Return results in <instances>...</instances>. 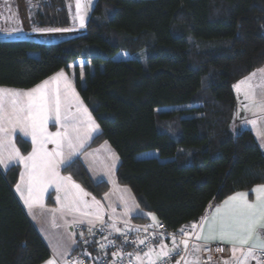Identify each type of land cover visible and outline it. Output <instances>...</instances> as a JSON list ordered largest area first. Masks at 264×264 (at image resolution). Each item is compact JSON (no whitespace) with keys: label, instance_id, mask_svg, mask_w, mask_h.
I'll return each mask as SVG.
<instances>
[{"label":"trees","instance_id":"trees-1","mask_svg":"<svg viewBox=\"0 0 264 264\" xmlns=\"http://www.w3.org/2000/svg\"><path fill=\"white\" fill-rule=\"evenodd\" d=\"M26 1L40 6L39 26H72L68 0ZM48 40L0 37V86L27 89L73 72L101 127L90 146L110 142L119 183L156 218L138 223L176 231L264 183L254 134L232 129L234 84L264 65V0H97L80 33ZM17 143L31 148L21 136ZM64 171L97 196L109 188L80 158ZM18 176V165L0 169V264H41L50 250L15 193Z\"/></svg>","mask_w":264,"mask_h":264},{"label":"snow or ice","instance_id":"snow-or-ice-1","mask_svg":"<svg viewBox=\"0 0 264 264\" xmlns=\"http://www.w3.org/2000/svg\"><path fill=\"white\" fill-rule=\"evenodd\" d=\"M90 3L91 0H87V3L84 0H75L76 18L79 19L81 28L84 27V15ZM70 30L41 29L39 31L61 32ZM16 31H19V29H16ZM260 71H264V69ZM255 75L256 73L253 72L234 85L237 92L239 93L242 90V86L252 88L250 81ZM52 84H55L54 88L50 87ZM61 85L63 87V100ZM243 94L245 100L248 101V104L244 106L246 110L256 109V111L264 113V105H257L254 102V93L250 96L249 92L244 90ZM72 102H75L77 106V113L86 117L87 132L97 131L99 125L95 123L87 108L83 106V102L76 93L72 82L63 70L28 91L0 87V166L7 168L13 160H19L24 164L27 170V181H24L25 173H22L21 181L24 183V188L22 189L21 184H17L16 190L21 194V198L30 213L36 206L43 208L42 196L48 185L56 183L57 190H59L60 182L71 181L70 176L61 177L59 175L57 166L59 164L70 166L73 155L83 147V140L80 139V129L76 127L75 123L71 126L66 123L69 118L67 109ZM62 108L64 109L63 115ZM253 114L255 115L256 112ZM72 116L75 118L76 114H72ZM50 118L59 123L64 131L48 133L46 124ZM247 123L255 127L257 120L253 119L247 121ZM17 129L24 136H31L32 143L35 146L32 152L25 157L20 154L19 149L15 147L11 139H8L7 143L11 144L12 151L6 161L2 154L6 137H9ZM73 133L75 134V140L79 141L78 143H74ZM47 143L55 144L57 150L54 152L46 151L44 145ZM65 145L69 149L67 156L62 151ZM72 187L78 189L82 195H88L83 192L79 185L73 184ZM252 191L256 193L254 202H249L247 193L237 192L228 197L223 205L217 207L211 217L202 218L200 231L195 234L196 240L204 242L219 240L230 244L233 258H235L236 252L242 253L243 259L239 261V264H248L249 260L256 261V264H264V185H258ZM57 199L59 201V198ZM93 201L97 205L99 204L98 201H95V198H93ZM70 210L79 211V208ZM51 211L55 212L56 210ZM82 215H88V213H82ZM33 218L35 219V215H33ZM96 219L103 222L99 214L96 215ZM152 219L155 220L156 218L153 216ZM88 223L92 224L93 221L89 220ZM56 226L55 219H53V227ZM111 227L116 232L121 231L116 228L115 224H112ZM196 227V224L192 225L193 229ZM88 231L91 234L92 228L90 227ZM180 231L185 237L191 236V233L185 229ZM73 243H75L74 240ZM108 243L111 244L113 241ZM138 243L145 244V240L139 239ZM180 243L187 250L188 239L181 240ZM107 246L106 244H100L102 250ZM159 247V252L149 247L148 252H145L143 257L137 253L136 259L143 261L144 258H147L148 264H164V261L170 258L173 253L178 254L179 245L176 243L174 236L172 248H168L164 244ZM192 247L194 251L199 252L204 245L194 244ZM218 250L222 251V249ZM64 252H66V249L62 250L59 243L53 246L54 257L62 256ZM113 255L116 256L118 253H113ZM46 264H56L55 258L49 259ZM75 264H82V262L76 261ZM223 264H227V261H224Z\"/></svg>","mask_w":264,"mask_h":264},{"label":"crops","instance_id":"crops-1","mask_svg":"<svg viewBox=\"0 0 264 264\" xmlns=\"http://www.w3.org/2000/svg\"><path fill=\"white\" fill-rule=\"evenodd\" d=\"M2 2L4 3V5L0 6V26L5 22V21L2 22L3 21L2 19L5 17L8 18L12 14V10L17 9V6H14V4L12 3L14 2V0H0V4ZM8 3H10L9 11H8V6H7ZM73 15L74 14L72 13L71 17L75 20V17ZM4 24L6 25L8 24V22ZM262 69H264V65L251 72V73L253 72L256 73V75L250 81L253 87L248 88L247 86H242V90H241V91L247 90L250 96L253 95L254 93V102L257 105H264V71H260ZM61 70L64 71L65 75L72 82V85L76 93L79 95L80 100L83 102V106L87 108L88 112L91 114L92 119L95 121L97 125H99L98 121L96 120L91 110L89 109L85 101L83 100L78 89L76 88L72 73H69L66 69H61ZM61 70L57 71L56 73L60 72ZM56 73H54L53 75L49 76L46 79H49L50 77L54 76ZM251 73H249L245 77H248ZM239 81H237L234 85H236ZM42 82H40L39 84H41ZM0 87L13 88V87H7V86H0ZM34 87L27 88L26 90H30ZM50 87L54 88L55 84L50 85ZM61 89H62V100H63L62 85H61ZM15 90H18V89H15ZM234 92L237 98V110H236V121L232 129L236 131L235 133H238L239 131L243 129L251 130L259 146L264 151V113H260L256 111V109L246 110L244 106L246 105V103H248V101L245 100L244 94H241V95L240 93L238 94L236 88H234ZM6 108H7V105H6ZM76 109H77V106L75 102H72L71 106L67 109L69 118L66 121V123L69 126L75 123L76 127L80 129V139L83 140V147L80 148L79 151L73 155L72 161L76 158H80L82 162L84 163L86 169L88 170L92 180L95 183L106 182L108 184L109 186L108 190L104 192L102 195L97 196L95 193L88 190L79 181H77L72 175L64 171V168L66 167L65 165L59 164L57 166V171L59 172V175L61 177L70 176L71 181L60 182L59 190H57L56 183H52L48 185L46 189L44 190L43 196H42L43 208H41L40 206H36L30 213L28 208L25 206L23 199L21 198V194L17 192L16 190L17 184H21L22 189L24 188V183H22L21 181L22 173H25L24 181L25 182L27 181V175H26L27 170L25 169L24 164L20 162L19 160H13L10 162L7 168L0 166V169L3 172H7L12 166H15V165L16 166L18 165L19 167L18 180L16 181L14 185L15 193L18 196L19 200L21 201L32 224L36 227L42 239L44 240V242L46 243V245L48 246L50 250V257L46 259L44 262H42L41 264H46V261L52 258H55L56 264H69L68 257L70 256L71 252L74 250L76 246V238H77L76 229L78 226L96 227L103 223H107L109 225L115 224V226L117 227L129 226V225H135V224H142V223H138L134 219L136 216L152 218V215L146 213L141 208L131 188L127 185H123L119 183L118 178H117V170L119 168L121 159L117 151L110 144V142L107 140H103L95 146H90L95 136H97L101 132L100 125L97 131L88 133L87 132V119L86 117L78 114ZM254 112H256L255 115L253 114ZM63 114H64V109L62 108V115ZM72 114H76L75 118H73ZM253 119L257 120V124L255 127L247 123V121H250ZM239 125H240L239 129L235 130L234 127H237ZM46 129L48 133L64 131V129L61 128V125L59 123H56L54 119L52 118L48 120L46 124ZM69 131H70V127H69ZM72 135H73L74 143H78L79 141L75 140V134L73 133ZM18 136H21L22 138L30 142L31 148L29 151L27 152L22 151V149L17 143ZM8 139H11L15 147L19 149L20 154L25 157L28 156L32 152L33 147L35 146L32 143L31 136H24L23 133H21L19 129H17L15 132L11 133L9 137H6V141H5V145H4V149L2 153L6 161L9 156V153L12 151L11 144L7 143ZM44 147L46 151L48 152H54L57 150V146L53 143H47L44 145ZM62 151L64 152L65 156H67L69 152L67 145L64 146ZM73 184L79 185L80 188L83 189V192L87 193L88 195H82L78 189L72 187ZM258 185H264V183L257 184L249 190H242L238 192L247 193L248 194L247 199L249 200V202H254L256 199V193L253 192L252 190ZM235 193L229 195L228 197L234 195ZM228 197H226L220 203L209 206L202 217L188 224L186 227L181 228V229H185L188 232H190L191 236H188V237L184 236L182 238V240L188 239L189 241L187 250L184 249L183 244H181L180 242L178 243L179 249H178L177 257L179 256V258L177 260L178 261L181 260L180 264H185V262H183L182 260L183 257L185 259L193 258V260H191L193 261V264H223L224 261L228 260V258L226 260L218 259L212 262L203 263L200 259L201 251L199 252L194 251L192 247L194 244L205 245V244L212 243V242H222L219 240L211 241V242H204L202 240L198 241L195 238V234L200 231V227L202 224V218L211 217L212 214L215 212V209L223 205V202L226 199H228ZM57 198H59V201ZM93 198H95V201L99 202L98 205L93 201ZM72 208H79V211L70 210ZM53 209H55L56 211L55 212L51 211ZM82 213H88V215H82ZM97 214H99L102 217L103 222L96 219ZM33 215H35V219L33 218ZM53 219H55V224L57 225L56 227H53ZM89 220L93 221V223L89 224L88 223ZM147 221L148 220H146L145 222ZM193 224L197 225L195 229L192 228ZM204 227L206 231V225ZM73 240L75 241V243H73ZM58 243L62 246V250L66 249V252H64L62 256L54 257L53 246L57 245ZM160 245L161 244L158 245L159 250H160V247H159ZM239 254L241 255L242 253H239ZM175 260L172 264H176L178 262Z\"/></svg>","mask_w":264,"mask_h":264},{"label":"built area","instance_id":"built-area-1","mask_svg":"<svg viewBox=\"0 0 264 264\" xmlns=\"http://www.w3.org/2000/svg\"><path fill=\"white\" fill-rule=\"evenodd\" d=\"M89 228L88 226L77 227L76 246L68 257L69 264H75L76 261H80L82 264H148L147 258H144L143 261L137 260V253L143 257L149 247L159 252L158 245L162 243L168 248H172L173 236L177 244L184 237L180 229L171 231L162 221H149L145 224L125 226L119 228L120 232L109 227L99 226L91 227L92 233L90 234ZM139 239H144L145 244H139ZM109 241H113V243L109 244ZM100 244L108 246L102 250ZM218 249H222V251ZM113 253H118V255L114 256ZM232 256L230 244L212 242L204 245L200 259L203 263H208ZM176 257L177 253H173L170 258L164 261V264H171Z\"/></svg>","mask_w":264,"mask_h":264},{"label":"rangeland","instance_id":"rangeland-1","mask_svg":"<svg viewBox=\"0 0 264 264\" xmlns=\"http://www.w3.org/2000/svg\"><path fill=\"white\" fill-rule=\"evenodd\" d=\"M97 0H91V3L88 5L87 10L84 15V26L88 20L89 14H91V11L95 5ZM85 3H87V0H84ZM14 6H17V9L12 10V14L8 18H3L2 22L6 23L8 22V26H6L4 23L0 26V37L2 38H27V39H37V40H48L52 41L56 38H67L74 36L82 31L83 28L80 27V21L79 19L76 18V5H75V0H68L69 8H70V14H74L73 16L75 17V20L72 18V26L69 28H64V29H71L70 31H61V32H53V31H39L41 29H55V28H48V27H42L39 26V23L36 22L37 18V12L39 9V5L34 2H28L26 0H14L12 2ZM4 3L2 2L0 6H3ZM8 6V11L10 9V3L7 4ZM16 29H19V31H16ZM51 37V38H50ZM191 43L194 45L196 50H199V46H197L194 42V40H190ZM31 54L37 55L36 52H32ZM69 72V71H68ZM71 73V72H69ZM73 73V72H72ZM8 89H18V90H24L28 91L26 89H20V88H8ZM205 87H204V92H205ZM240 95L243 94V91L239 92ZM238 93V94H239ZM241 102V101H240ZM248 104V103H246ZM7 105V104H6ZM244 106V105H243ZM174 107H166L164 109H172ZM163 108H159L158 110H161ZM236 121V115L234 117V121L232 124V127ZM240 125L237 127H234L235 130L239 129ZM236 132V131H235ZM239 253L241 252H236L235 258H228L227 264H239V261L243 259L242 254L240 255ZM233 257V256H232ZM179 256L176 258L175 261H178L177 259ZM183 257L182 260L185 262V264H193V258L190 259H185ZM180 260V259H179ZM181 261V260H180ZM180 261L179 264H180ZM178 262L176 264H178ZM248 264H256V261L254 260H249Z\"/></svg>","mask_w":264,"mask_h":264}]
</instances>
